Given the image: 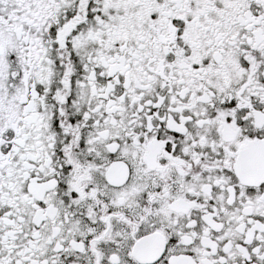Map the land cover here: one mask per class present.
Instances as JSON below:
<instances>
[{"label": "snow or ice", "instance_id": "obj_1", "mask_svg": "<svg viewBox=\"0 0 264 264\" xmlns=\"http://www.w3.org/2000/svg\"><path fill=\"white\" fill-rule=\"evenodd\" d=\"M0 264H264V0H0Z\"/></svg>", "mask_w": 264, "mask_h": 264}]
</instances>
